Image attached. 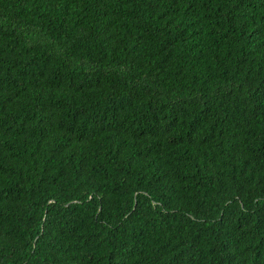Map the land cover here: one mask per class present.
<instances>
[{"label":"trees","instance_id":"1","mask_svg":"<svg viewBox=\"0 0 264 264\" xmlns=\"http://www.w3.org/2000/svg\"><path fill=\"white\" fill-rule=\"evenodd\" d=\"M0 264H264V0H0Z\"/></svg>","mask_w":264,"mask_h":264}]
</instances>
